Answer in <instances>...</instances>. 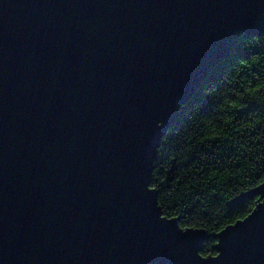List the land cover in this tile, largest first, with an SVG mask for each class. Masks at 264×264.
<instances>
[{
  "label": "water",
  "instance_id": "95a60500",
  "mask_svg": "<svg viewBox=\"0 0 264 264\" xmlns=\"http://www.w3.org/2000/svg\"><path fill=\"white\" fill-rule=\"evenodd\" d=\"M264 0H0V264H264L256 208L218 233L150 187L163 136Z\"/></svg>",
  "mask_w": 264,
  "mask_h": 264
},
{
  "label": "trees",
  "instance_id": "16d2710c",
  "mask_svg": "<svg viewBox=\"0 0 264 264\" xmlns=\"http://www.w3.org/2000/svg\"><path fill=\"white\" fill-rule=\"evenodd\" d=\"M150 187L168 218L205 232L203 256L218 233L246 218L260 193L229 202L264 182V30L241 36L207 75L163 136Z\"/></svg>",
  "mask_w": 264,
  "mask_h": 264
}]
</instances>
